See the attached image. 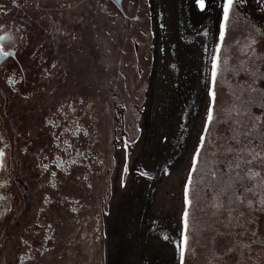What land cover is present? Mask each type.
I'll use <instances>...</instances> for the list:
<instances>
[{
	"label": "rangeland",
	"instance_id": "374dc122",
	"mask_svg": "<svg viewBox=\"0 0 264 264\" xmlns=\"http://www.w3.org/2000/svg\"><path fill=\"white\" fill-rule=\"evenodd\" d=\"M149 2L146 96L129 132L116 121L103 264H181V247L184 264H264V161L248 156L264 149V0H234L220 42L224 0Z\"/></svg>",
	"mask_w": 264,
	"mask_h": 264
},
{
	"label": "flooded vegetation",
	"instance_id": "af4514ba",
	"mask_svg": "<svg viewBox=\"0 0 264 264\" xmlns=\"http://www.w3.org/2000/svg\"><path fill=\"white\" fill-rule=\"evenodd\" d=\"M149 3L0 0V264H103L116 121L128 131L146 96Z\"/></svg>",
	"mask_w": 264,
	"mask_h": 264
},
{
	"label": "snow or ice",
	"instance_id": "6c2138e0",
	"mask_svg": "<svg viewBox=\"0 0 264 264\" xmlns=\"http://www.w3.org/2000/svg\"><path fill=\"white\" fill-rule=\"evenodd\" d=\"M13 3L16 2V0H12ZM241 3L244 2V0H240ZM196 3L197 5L199 6V8L201 10H203L205 8V3H204V0H196ZM234 3V0H224V3H223V19L221 20L220 22V32H219V35H220V38L221 40H223L224 38V35H225V22L228 20L229 18V11H230V8L232 7ZM219 44L217 45V48L219 49ZM3 55L7 56L9 55L10 53H7V52H4L2 53ZM215 75H216V59L214 58L213 59V78H215ZM209 95H214V93L211 91V89L209 90ZM212 116H211V109H209V116H208V119L211 120ZM201 141H203V137H201ZM199 151H200V148L198 147L196 149V153L197 155L199 154ZM3 150H0V156H3ZM195 159L196 157L194 156L193 157V160L195 162ZM0 164H2V161H0ZM191 176V174H189ZM189 183H190V180H189ZM185 203H189L188 201V197H187V185H186V195H185ZM187 216H188V213H187V210H185L184 212V228H185V232L187 231ZM184 243L186 244L187 243V236L185 235L184 236ZM179 253H180V262L181 264H184V247H181L179 249Z\"/></svg>",
	"mask_w": 264,
	"mask_h": 264
},
{
	"label": "trees",
	"instance_id": "16d2710c",
	"mask_svg": "<svg viewBox=\"0 0 264 264\" xmlns=\"http://www.w3.org/2000/svg\"><path fill=\"white\" fill-rule=\"evenodd\" d=\"M256 25H257L256 28H258L260 31L264 32V21L256 22ZM220 41H221V38L219 37V41H218V42H220ZM253 125H254V124H253ZM253 125H252V126H253ZM252 126L249 127V128H252ZM248 131H249V130H247L246 132H248ZM250 133H252V135H250V136H253L254 133H256V132L254 131V133H253V132L251 131ZM256 135H258V134H256ZM255 148H256V147H253L252 149L249 150V152H248V156L250 157V159H252V161L256 162V164H257V163H259V162H261V161H262V162L264 161V149H263V148L260 149V152H259V151L256 150ZM221 149H223V148H221ZM223 154L228 155V153H227L226 150H224V149H223V151L220 153L219 156L222 157ZM243 155L246 156V150L243 151V152H241V155L238 156V158H239L240 160H242V159H243ZM238 158H236L235 161L241 162ZM223 164H224V167H225V163H223ZM221 166H223V165L221 164ZM224 167H222V170L225 169ZM252 171H253V170H251L250 172H252ZM254 173H257V174L259 173L258 170H257V168H256V171H254ZM184 191H185V189H184ZM259 197H260L259 194H255V198H256L257 200H259ZM215 198H217V196H215ZM183 199H184V193H183ZM261 205L263 206V203H262ZM256 223H257L258 225H260V226H261V225L264 226V223H263L262 220H256Z\"/></svg>",
	"mask_w": 264,
	"mask_h": 264
},
{
	"label": "bare ground",
	"instance_id": "6f19581e",
	"mask_svg": "<svg viewBox=\"0 0 264 264\" xmlns=\"http://www.w3.org/2000/svg\"><path fill=\"white\" fill-rule=\"evenodd\" d=\"M196 79V78H195ZM148 186V185H147Z\"/></svg>",
	"mask_w": 264,
	"mask_h": 264
}]
</instances>
